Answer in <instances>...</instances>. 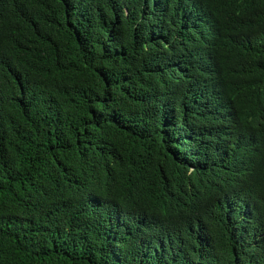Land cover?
I'll return each mask as SVG.
<instances>
[{"label": "trees", "instance_id": "16d2710c", "mask_svg": "<svg viewBox=\"0 0 264 264\" xmlns=\"http://www.w3.org/2000/svg\"><path fill=\"white\" fill-rule=\"evenodd\" d=\"M0 264H264V0H0Z\"/></svg>", "mask_w": 264, "mask_h": 264}]
</instances>
